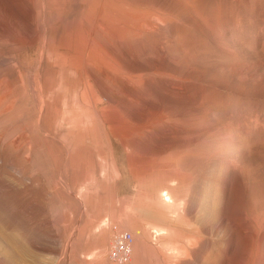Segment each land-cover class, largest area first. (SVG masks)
<instances>
[{"label":"rangeland","instance_id":"obj_1","mask_svg":"<svg viewBox=\"0 0 264 264\" xmlns=\"http://www.w3.org/2000/svg\"><path fill=\"white\" fill-rule=\"evenodd\" d=\"M121 229L123 264H264V0H0V264Z\"/></svg>","mask_w":264,"mask_h":264},{"label":"built area","instance_id":"obj_2","mask_svg":"<svg viewBox=\"0 0 264 264\" xmlns=\"http://www.w3.org/2000/svg\"><path fill=\"white\" fill-rule=\"evenodd\" d=\"M133 235L129 230L121 229L115 232L108 248V258L116 264H123L130 258Z\"/></svg>","mask_w":264,"mask_h":264},{"label":"bare ground","instance_id":"obj_3","mask_svg":"<svg viewBox=\"0 0 264 264\" xmlns=\"http://www.w3.org/2000/svg\"><path fill=\"white\" fill-rule=\"evenodd\" d=\"M157 231V230H156Z\"/></svg>","mask_w":264,"mask_h":264}]
</instances>
